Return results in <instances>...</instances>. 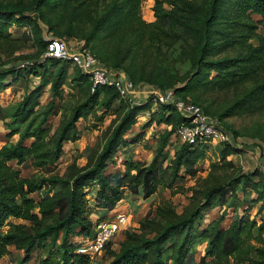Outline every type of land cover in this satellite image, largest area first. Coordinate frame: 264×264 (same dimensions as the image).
<instances>
[{"label":"trees","instance_id":"1","mask_svg":"<svg viewBox=\"0 0 264 264\" xmlns=\"http://www.w3.org/2000/svg\"><path fill=\"white\" fill-rule=\"evenodd\" d=\"M153 2L154 19L147 22L141 15L142 0H0V94L20 80L39 79L21 101L0 105V122L10 136H18L0 148V230L6 228L0 233V260L6 247L13 246L24 252L25 263L33 251H42L39 264H91L77 253L94 235L91 198L96 209L107 212L127 192L148 200L160 186L172 188L186 176L194 180L188 203L180 211L171 201L149 210L135 231H123L115 247L111 241L105 245L107 264H264V218L259 225L239 218L222 228L223 213L200 229L208 209L238 211L243 206L238 188L253 195L249 201L259 205L257 214L264 212L263 172L243 173L228 159L241 149L223 146L205 177H197V164L206 159V143L178 145L163 167L167 143L187 123L173 105L158 103L154 108L147 101L131 106L108 86L91 92L89 77L78 68L73 66L67 80L69 62L44 59V35L69 47L81 44L100 64L123 72L133 87H154L200 107L234 139L255 140L251 147L264 156V0ZM12 28L26 30L22 39L14 38ZM22 43H31L34 51L17 56ZM20 63L26 66L20 68ZM47 86L51 99L41 105ZM65 92L70 104L60 107ZM143 112L150 113L143 129L152 124L166 127L155 156L148 164L125 156L123 170L109 172L119 148L142 140V134L131 139L126 135ZM57 115L58 125L50 134L47 121ZM107 116L112 118L85 151L83 166L72 161L63 175L22 178L9 165L31 159L37 169L56 167L64 143L78 140V121L92 117L102 123ZM228 118L255 121L235 130L225 123ZM42 191L38 200L31 197ZM202 244L203 255L194 262L190 256Z\"/></svg>","mask_w":264,"mask_h":264},{"label":"rangeland","instance_id":"2","mask_svg":"<svg viewBox=\"0 0 264 264\" xmlns=\"http://www.w3.org/2000/svg\"><path fill=\"white\" fill-rule=\"evenodd\" d=\"M153 0H142L141 4V15L143 19L147 22L153 21ZM257 17L254 16V19ZM12 35L14 38L22 39L23 33L26 32L24 28H12ZM49 35H44V39H47ZM34 50L32 48L31 43H22L20 50L16 52L17 56L28 55L32 53ZM73 65L70 64L66 68L67 70V80H70L72 73ZM10 81V78H7V82ZM39 83L38 78L31 77L29 81L25 82L24 80H20L16 84L9 86L5 91L0 94V105L2 107L12 106L13 104L21 101L23 96L34 88ZM73 91V90H72ZM74 93V91L72 92ZM51 99L49 86L46 87L43 95L40 97V104L46 105L48 101ZM69 96L65 92L62 95V100L60 102V107H64L69 105ZM155 108L156 105L153 104ZM150 117V113L143 112L137 117V122L135 126L127 133L126 139H131L136 135L142 134V140L136 144H130L129 146L123 148H119L115 164H110L108 166L109 172L122 171V162L125 156L132 155L134 160L141 161L143 163L148 164L152 158L155 156V149L158 143L159 135L166 129L163 125H155L152 124L149 128L143 129V126L148 121ZM112 117H105L102 123H97L94 121L92 117H89L87 120H79L77 123L79 137L75 142H66L63 145V155L60 158L56 167H46L43 169H37L34 167L32 160L28 159L22 164H17L16 161L9 162V165L18 171L20 177L29 178L34 174H38L40 176H48L50 174L54 175H63L66 167L72 162L76 161L79 166H83L86 163V150L87 148L92 147L98 137L109 124V121ZM59 115L52 116L47 121V126L50 127V134L58 125ZM255 121V118H228L225 120V123L229 126H232L235 130L242 128L245 125H250ZM9 130L6 128L4 122H0V148L7 143H14L18 136H8ZM255 140H251L248 138H236L235 144L236 147L241 149L238 154H233L229 156V160H231L236 167H238L243 173H251L254 169H259L260 171L264 169V156H262L263 151L259 149H253L251 146L253 145ZM32 140H27L25 142L26 146L31 144ZM257 142V141H256ZM180 141L177 139L175 134H173L167 143L165 148V155L162 157L161 163L163 167L169 164L170 159H172L174 152L178 145H180ZM216 145L209 144L206 149L205 155L206 159L197 164L198 174L197 177H205L208 172L209 164L217 159L218 151H220ZM168 176V173H164ZM169 182V178L166 177V183ZM194 184V180L188 177H183L181 180H178L172 188H165L160 186L154 196H152L148 200L136 199L130 197V194L127 192L124 194L122 201H120L113 209L107 212H101L96 209V205L93 202L92 198L90 199V207L92 211V215L90 219L93 223L98 222V220H106V219H115L117 214H125L128 219V223L123 226L121 229V233L117 234L112 240V246L115 247L117 243L122 239L123 231H135L138 228V222L140 219L150 210L154 211L156 205L161 204L164 201H171L176 207L177 210L180 211L182 207H184L188 203V197L190 195L189 188ZM174 193V194H173ZM237 197L240 201H242L243 206L235 211L234 208H222L219 206H214L211 209H208L204 212V219L200 222V229H203L208 225V223L217 216L225 213V218L222 223V228H226L232 221L242 218L243 221H256L257 225L261 224L264 218V212L261 214H257V209L259 205H254L250 203V199H252L253 195H250V192L247 191V194H243L240 191V188L236 189ZM44 192H40L38 194H33L31 197L34 200H38ZM248 195V197H247ZM90 197H94L93 191H91ZM245 199V200H244ZM244 201V202H243ZM103 213V214H102ZM101 215V216H100ZM18 223L21 221H17ZM2 228L0 233H3ZM123 230V231H122ZM263 237H264V229H263ZM76 240V239H75ZM74 240V241H75ZM254 245H258L256 242H251ZM205 244H202L197 247L196 251L190 256L194 262H198L200 256L203 255ZM45 256L42 251H33L30 255V260L28 262H24L25 254L21 250H17L13 246L6 247V251L3 257L0 260L1 264H39V258ZM108 260L104 255V250L95 257L94 261L91 264H107Z\"/></svg>","mask_w":264,"mask_h":264},{"label":"built area","instance_id":"3","mask_svg":"<svg viewBox=\"0 0 264 264\" xmlns=\"http://www.w3.org/2000/svg\"><path fill=\"white\" fill-rule=\"evenodd\" d=\"M45 40L48 43L44 59L55 58L69 62L78 68L81 73L89 77L92 83L91 92H94L97 86H108L114 88L120 98L126 100L131 106H140L147 101H151L154 105L158 103L173 105L187 119V123L178 127L174 133L181 144L206 143L219 148L227 145L236 147L232 134L216 118L204 113L200 107L175 100L170 93H163L154 87L147 85L133 87L123 72L106 68L81 44L69 47L65 41L57 38L48 37ZM25 66L24 63L19 64L20 68ZM261 171L264 174V169ZM128 222L124 213L117 214L115 219L95 222L93 237L83 242L77 248V253L87 256L92 263L95 257L103 251L105 245L121 233V229Z\"/></svg>","mask_w":264,"mask_h":264},{"label":"crops","instance_id":"4","mask_svg":"<svg viewBox=\"0 0 264 264\" xmlns=\"http://www.w3.org/2000/svg\"><path fill=\"white\" fill-rule=\"evenodd\" d=\"M94 191H95V190H94ZM125 197H126V196H125ZM125 197H124V198H125ZM130 197H131V195H130ZM132 198H134V197H132ZM136 199H139V200L141 199V201L143 200L140 196H137ZM121 201H122V200H121Z\"/></svg>","mask_w":264,"mask_h":264}]
</instances>
